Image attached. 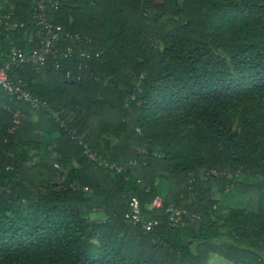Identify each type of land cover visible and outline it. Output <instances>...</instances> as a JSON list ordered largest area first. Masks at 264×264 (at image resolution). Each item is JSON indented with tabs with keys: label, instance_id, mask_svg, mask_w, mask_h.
<instances>
[{
	"label": "trees",
	"instance_id": "1",
	"mask_svg": "<svg viewBox=\"0 0 264 264\" xmlns=\"http://www.w3.org/2000/svg\"><path fill=\"white\" fill-rule=\"evenodd\" d=\"M58 1L60 43L67 33L90 37L93 43L79 48L92 59L80 79L66 77L82 62L77 52L59 70L49 63L12 71L64 127L0 87V264L259 259L251 248L264 249V191L259 183L240 185L226 171L264 175V125L242 110L248 98L264 102V0H163L158 14L140 0ZM11 2L24 25L9 34L0 26V53L37 43V1ZM9 7L0 0V14ZM44 128L49 137H34ZM192 140L209 150L191 151ZM85 144L120 170L88 161ZM39 147L41 157L28 164ZM70 163L67 173L57 170ZM203 168L219 171L208 179L221 191L243 186L251 204L231 209L223 224L209 222L218 201L200 176ZM157 195L199 218L173 226L163 210L150 209ZM134 196L158 220L153 230L126 220ZM223 235L232 244L220 242Z\"/></svg>",
	"mask_w": 264,
	"mask_h": 264
},
{
	"label": "built area",
	"instance_id": "2",
	"mask_svg": "<svg viewBox=\"0 0 264 264\" xmlns=\"http://www.w3.org/2000/svg\"><path fill=\"white\" fill-rule=\"evenodd\" d=\"M36 1L34 20L37 27V43L31 50H25L12 44L7 53H0V87L8 94L15 96L18 100L27 102L36 109L48 111L59 122L60 126L64 127L65 123L59 118L58 112L51 108L48 102L34 96L27 82L22 78L15 79L12 76V71L20 69L27 64L31 65L35 70H40L49 63L59 70L62 61L70 58L77 52L79 57L83 58L82 62L78 64L76 69L68 68L66 77L71 79L76 75L80 79L84 69L88 65V61L92 59V52L79 48V46L80 44H92L93 40L79 33H67V43H60L62 40L61 25L57 23L55 18V11L59 9L60 2L58 0ZM5 2L10 4V7L7 11L0 14V26L4 32L9 34V32L21 28L24 22L14 19L15 5L11 0H5ZM83 153L90 162H95L99 166H110L120 170L117 165L109 164L102 155L93 151L87 144L84 145ZM149 206L151 210H163L168 215L169 221L173 226H183L187 219L199 218L198 214L191 213L189 210L175 204H165L163 197L160 195H157ZM125 218L131 223L141 224L146 231H151L158 225L157 219L143 213L141 202L136 196L131 198L130 208L125 214Z\"/></svg>",
	"mask_w": 264,
	"mask_h": 264
},
{
	"label": "rangeland",
	"instance_id": "3",
	"mask_svg": "<svg viewBox=\"0 0 264 264\" xmlns=\"http://www.w3.org/2000/svg\"><path fill=\"white\" fill-rule=\"evenodd\" d=\"M213 2H218L220 4H232L234 2H241L243 0H212ZM245 1V0H244ZM141 3L145 4L146 6L152 7L154 10V14H158L161 9V5L163 4V0H140ZM182 21L184 19H181ZM243 116L247 117L249 120L258 122L259 126L264 125V102H260L254 97L248 98L243 102ZM194 128L198 130H204L203 125L197 124L194 125ZM47 134H49V130L47 128H44L43 130L34 132V137H38L40 139H45ZM191 151H194L196 149H199L202 153H205L209 148H206L203 146L202 140H200L198 143L194 140L191 141ZM47 150L50 151L52 149L51 145L46 146ZM44 148H34V150L31 151L33 158L30 160L28 164H34V162H37L39 158L41 157ZM46 151V150H45ZM40 154V155H39ZM75 163V162H74ZM74 163H70L67 166L58 165L57 170L60 172L67 173L69 168L73 166ZM228 173L229 178L236 179V182H238L240 185H254L253 183H259L260 187H262L264 191V175L259 174L256 176L250 175L248 172L244 171L243 169H239L237 171H226ZM210 174L217 177L219 174V171L215 168H211L206 170L205 168L201 169L200 176L203 180H206V186L210 188L212 197L215 198L218 202L214 205L213 209V217L210 216L209 222H215L218 224L219 222L223 224L225 217L229 214V211L231 209H243L247 207V205L251 204V199L246 191H240L243 186L240 187L239 192L235 191L234 185L230 187V189L226 191H221L218 186L210 181L208 178H210ZM161 193L163 195H166V181L163 180V183H161ZM194 191H191L189 193V196H193ZM101 205V202L99 203ZM160 214V212H157ZM210 223V224H211ZM222 230H226V228H223ZM220 242H229L232 244L231 239L228 236H221L219 238ZM255 252L259 255V259L255 258H248L246 260L247 264H264V249L252 247Z\"/></svg>",
	"mask_w": 264,
	"mask_h": 264
},
{
	"label": "crops",
	"instance_id": "4",
	"mask_svg": "<svg viewBox=\"0 0 264 264\" xmlns=\"http://www.w3.org/2000/svg\"><path fill=\"white\" fill-rule=\"evenodd\" d=\"M57 23H58V22H57ZM58 24H59V23H58ZM7 52H8V51H7ZM7 52H6V53H7ZM47 136L49 137V134H47ZM47 136H46V137H47Z\"/></svg>",
	"mask_w": 264,
	"mask_h": 264
}]
</instances>
